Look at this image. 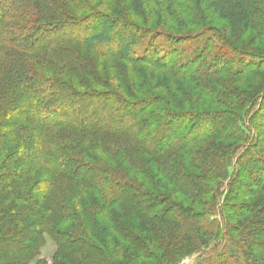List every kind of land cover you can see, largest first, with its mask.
Wrapping results in <instances>:
<instances>
[{"label":"trees","instance_id":"obj_1","mask_svg":"<svg viewBox=\"0 0 264 264\" xmlns=\"http://www.w3.org/2000/svg\"><path fill=\"white\" fill-rule=\"evenodd\" d=\"M45 235L52 264H264V0H0V264Z\"/></svg>","mask_w":264,"mask_h":264},{"label":"rangeland","instance_id":"obj_2","mask_svg":"<svg viewBox=\"0 0 264 264\" xmlns=\"http://www.w3.org/2000/svg\"><path fill=\"white\" fill-rule=\"evenodd\" d=\"M225 22H222L220 25H224ZM219 25V26H220ZM248 41V39H246ZM113 103V101L111 102ZM114 104L110 105L109 111H108V117L109 119H112L113 121H116V117L119 119L123 117V114L120 113L119 111L116 113H112V109ZM133 199V198H132ZM136 201H139V198L136 199ZM144 205V204H143ZM219 245V240H214L209 243V245L202 247L201 252H195L192 253L189 256H185L181 258L177 264H196L198 260H201L204 256H209L214 250H216V247ZM56 253V246L55 242L47 235H45V243L44 245L40 248L39 252H37L29 264H43L44 261H46L48 264H52L53 257ZM77 253V251H76ZM204 254V255H203ZM86 264V263H85ZM89 264V263H87Z\"/></svg>","mask_w":264,"mask_h":264}]
</instances>
